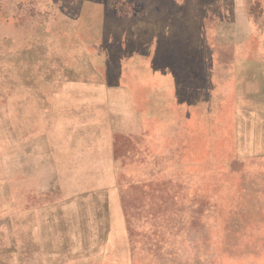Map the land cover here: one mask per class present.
Returning a JSON list of instances; mask_svg holds the SVG:
<instances>
[{"label": "rangeland", "instance_id": "obj_1", "mask_svg": "<svg viewBox=\"0 0 264 264\" xmlns=\"http://www.w3.org/2000/svg\"><path fill=\"white\" fill-rule=\"evenodd\" d=\"M0 264H264V0H0Z\"/></svg>", "mask_w": 264, "mask_h": 264}]
</instances>
